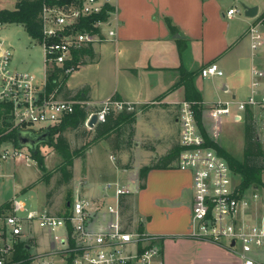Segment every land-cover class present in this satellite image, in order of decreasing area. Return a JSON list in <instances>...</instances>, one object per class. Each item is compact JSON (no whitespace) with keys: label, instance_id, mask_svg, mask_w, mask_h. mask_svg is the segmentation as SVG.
I'll list each match as a JSON object with an SVG mask.
<instances>
[{"label":"built area","instance_id":"built-area-1","mask_svg":"<svg viewBox=\"0 0 264 264\" xmlns=\"http://www.w3.org/2000/svg\"><path fill=\"white\" fill-rule=\"evenodd\" d=\"M110 0H43L41 11L45 74L42 83L27 71L11 67L12 47L1 36L5 23L0 21V102L11 104L13 128L33 124L54 126L74 112L86 100L63 99L46 93L48 76L55 66L65 73L74 52L104 37L117 35L118 21L113 10L108 17L85 20L101 14ZM235 8L228 15L236 13ZM252 48L264 45L258 26H252ZM202 76H222L215 62L201 70ZM251 91L246 99L218 101L210 106L209 116L219 122L223 115L243 119L247 110L255 114L264 129V68L254 62L251 68ZM195 101L179 103V146L175 166L192 175L193 208L188 237L220 245L239 258L242 264H262L264 252V194L259 188L243 189L238 175L218 151L205 144L194 109ZM125 102L109 97L92 112L104 122L110 111H121ZM133 109V106H128ZM217 126V125H216ZM28 149V148H26ZM14 141L0 143V159L29 162L32 155ZM105 191L113 198H75L64 211L50 206L31 210L14 199L0 208V264H164L160 236L151 234L144 218L128 207L129 188L108 182ZM133 213V214H132ZM35 249V251H32Z\"/></svg>","mask_w":264,"mask_h":264},{"label":"crops","instance_id":"crops-1","mask_svg":"<svg viewBox=\"0 0 264 264\" xmlns=\"http://www.w3.org/2000/svg\"><path fill=\"white\" fill-rule=\"evenodd\" d=\"M16 2L14 0L10 9L15 8ZM239 3L257 6V15H241ZM110 5L118 21L117 35L114 38L103 36L84 46L76 69L62 82L63 89L52 93L63 99L86 100L90 112L104 99L115 96L135 106L137 113L131 127L126 126L120 133L115 151L111 137L105 138L94 143L84 158H88L99 144L113 158L119 174L118 183L131 190L123 198H128L132 212L144 218L147 230L163 239L164 264H174L172 248H178L176 254L180 264H242L237 256L220 245L188 237L193 208L190 172L178 169L175 162L174 168L151 169L146 187L141 189L139 170L156 162L154 158L168 154L179 143V103L185 99V88L180 85L183 72L193 74L196 88L202 94L203 112H208L215 102L244 98L245 88L250 93L252 65L257 62L264 68V45L254 52V38L250 33L252 26H258L264 37L261 26L264 24V0H110ZM231 8L237 12L228 15ZM5 40L12 50L19 48L18 54L22 55L19 57L28 58L20 39L17 41L15 37L11 42L6 37ZM213 62L224 74L202 76V68ZM207 89L210 98L206 95ZM149 105L151 107L144 111ZM230 117L244 122L233 115ZM219 122L221 132V120ZM55 126L58 125L24 128L41 132ZM69 131L71 133L67 130L63 134ZM74 136L85 141V137H77L76 132ZM47 146L54 147L51 141L44 142L38 150L44 151ZM75 166L76 161L73 172ZM79 181L75 182L73 197L63 206L52 207L43 202L42 207L64 211L79 196L113 198V191L104 188L111 182L109 179L100 183V188L89 183L83 174ZM48 201L52 202L51 198ZM205 250L212 252L206 254ZM260 259L264 264V252Z\"/></svg>","mask_w":264,"mask_h":264},{"label":"rangeland","instance_id":"rangeland-1","mask_svg":"<svg viewBox=\"0 0 264 264\" xmlns=\"http://www.w3.org/2000/svg\"><path fill=\"white\" fill-rule=\"evenodd\" d=\"M13 3L14 0H0V9H10L13 7ZM238 5L241 9L240 14L244 16L245 13L243 6L241 3ZM261 26L264 27V24L262 23ZM1 36L5 38L7 37L8 40L11 39V42L15 41V37L17 38V41L20 39L24 54L28 56V58L19 57L22 56L21 54H18L19 48L14 46L15 48L13 49L14 54L11 61V67L18 71H27L31 73L35 76L37 82L42 83L45 74V66L43 48L40 40L34 39L31 36L29 37V34L21 24L9 22L5 23L4 27L2 28ZM205 84L207 83L205 82ZM244 91L247 92V95L242 99L238 97L237 100H243L247 98L249 90L245 88ZM206 95L210 98V92L208 89L206 90ZM150 107L151 105L147 106V108L144 107L143 109L146 111ZM201 118L203 128L211 136V138L215 139L217 142L219 141V144L224 148L231 158L241 162L243 159L245 141L244 122H236L232 119V117L223 115L221 118L220 132V122H215L212 120L207 111L202 112ZM244 119L245 117L242 119V121H244ZM7 120L13 122V120L10 118ZM60 123L61 121L57 123V125ZM132 124L133 123H127V126L131 127ZM33 126L38 128L42 127L43 125L37 123L33 124ZM85 128L90 129L88 122H86ZM74 132L75 131L71 130V133L70 131L65 133L66 136L63 134V136L67 138L72 150L81 146L84 142L76 139ZM257 134L264 149V129H261L258 124ZM59 138L60 137L58 133L52 135L54 143L58 142ZM91 138L92 136L89 137L87 141ZM103 143L105 144V142ZM95 148H97V150H95ZM95 148L92 153H90L88 158H82L80 155L73 157L74 163L76 161L75 172H73L74 178L72 179L73 181L71 183L67 184L62 182L63 175L61 171L55 170L56 166H58L62 160L60 151L55 147L47 146L44 148V151H40V159L43 162L42 165L35 158L29 162L15 161L12 159H0V208H3L7 203L11 204L15 198L24 201L27 207L31 210L42 207L41 204L43 202H46L48 205H52V207L63 206L67 199L73 197L75 192V182L76 180H80L82 174L89 183H92L98 188H100V183L103 184L105 180L108 179L112 183L119 182V174L118 170L115 169L113 158L104 152L102 145L99 144V146H96ZM156 159L158 160L160 158H154V160ZM237 178L240 180L239 175ZM33 183L36 185H34L32 188L31 186ZM260 190L264 194V186L260 187ZM50 198L52 202L48 201ZM162 241L163 239H160L159 241L161 246ZM32 251H35V249ZM171 251V259L173 263L180 264V260H178L179 255L176 254L178 248H172ZM211 252L212 251L205 250L206 254H210Z\"/></svg>","mask_w":264,"mask_h":264},{"label":"trees","instance_id":"trees-1","mask_svg":"<svg viewBox=\"0 0 264 264\" xmlns=\"http://www.w3.org/2000/svg\"><path fill=\"white\" fill-rule=\"evenodd\" d=\"M43 6V0H17L14 9H0V21L4 23H16L22 24L26 28L27 33L34 39H42V27H41V11ZM113 7L107 4L104 11L96 16H91L85 20V27L91 29L93 21L97 19H105L108 17V10H112ZM169 26H171V20L166 19ZM81 49L74 52V58L66 63V67L71 65H77L79 60V54ZM64 70L55 66L52 68L48 80L46 83V93H52L53 91H60L63 88L62 82L67 79L68 74L63 73ZM180 85L185 88V99L195 101L194 109L196 111V118L200 130L205 138V144L218 151L230 164L233 171L239 175L241 180V187L243 189L264 186L263 174H264V149L263 145L258 138L257 124L255 114L251 110H247L245 113V141H244V152L242 161L231 158L228 153L221 147L211 136L206 132L202 125V112H203V98L201 92L196 88L194 83V76L190 72H183ZM115 99L117 97L114 96ZM128 106L132 104H125L121 111H110L106 115L104 122H99L93 129H86L85 124L90 113L87 106L77 105L74 112L64 117L63 121L53 128H51V135L55 133L59 134L58 142L53 141L51 136L52 145L60 151L62 160L55 170L61 171L63 175V183H69L73 178V157L80 155L85 156V152L96 142L101 139L110 138V142L113 144V150L115 151L116 146L120 142V133L127 126V123H133L137 111L135 106L133 109H129ZM11 104L7 102H0V143L3 141H14L17 144V132L18 128H13V122L7 119H11ZM126 123V124H125ZM80 129V130H79ZM67 130H73L76 132V136L85 137L83 145L79 148L70 147V144L63 133ZM92 138L87 141L89 137ZM113 136V138H112ZM181 147L179 144L173 146L171 151L165 156L151 165H145L139 170V178L141 180L140 188L146 187V181L148 173L151 169H168L174 168L173 163L176 161ZM33 159H37L42 165L43 162L40 159V150L37 153H32ZM35 183L32 184L34 186ZM123 198V197H122ZM10 206V203L5 204L3 208ZM130 207V205H128ZM24 264H29L25 262Z\"/></svg>","mask_w":264,"mask_h":264},{"label":"water","instance_id":"water-1","mask_svg":"<svg viewBox=\"0 0 264 264\" xmlns=\"http://www.w3.org/2000/svg\"><path fill=\"white\" fill-rule=\"evenodd\" d=\"M245 14L248 17H254L258 13L257 6H247L243 4ZM98 122L97 114H93L88 121V126L93 128ZM51 131L45 129L44 131L37 132L34 128H20L17 132V145L20 148H28L32 153H37L38 146L44 142L50 143Z\"/></svg>","mask_w":264,"mask_h":264}]
</instances>
